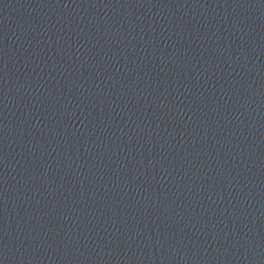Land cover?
I'll use <instances>...</instances> for the list:
<instances>
[{
	"label": "water",
	"instance_id": "water-1",
	"mask_svg": "<svg viewBox=\"0 0 264 264\" xmlns=\"http://www.w3.org/2000/svg\"><path fill=\"white\" fill-rule=\"evenodd\" d=\"M0 264H264V0H0Z\"/></svg>",
	"mask_w": 264,
	"mask_h": 264
}]
</instances>
